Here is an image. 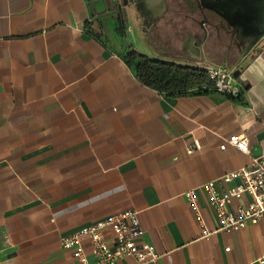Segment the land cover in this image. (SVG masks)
Returning <instances> with one entry per match:
<instances>
[{
  "label": "crops",
  "instance_id": "obj_1",
  "mask_svg": "<svg viewBox=\"0 0 264 264\" xmlns=\"http://www.w3.org/2000/svg\"><path fill=\"white\" fill-rule=\"evenodd\" d=\"M129 6L0 0V264H79L64 236L126 209L139 211L145 239L161 254L141 264H260L264 224L203 236L185 192H194L213 228L204 184L264 154V35L235 65L236 53L227 57L213 32L203 43L192 22L203 20L199 6L140 0L138 24ZM139 30L175 50L142 51ZM131 48L223 65L236 89L147 86L126 60ZM232 134H246L251 152L222 148ZM117 264L139 263L130 256Z\"/></svg>",
  "mask_w": 264,
  "mask_h": 264
},
{
  "label": "built area",
  "instance_id": "obj_2",
  "mask_svg": "<svg viewBox=\"0 0 264 264\" xmlns=\"http://www.w3.org/2000/svg\"><path fill=\"white\" fill-rule=\"evenodd\" d=\"M222 92H234L232 73L220 64L201 65ZM233 145L244 153L251 152L246 134H232L221 145ZM200 145L195 141L190 150ZM209 193L218 224L211 228L204 222L200 206L193 191L185 192L192 201V208L203 225V236L221 230H235L252 223L264 224V154L252 159L248 165L226 172L217 179L204 184ZM244 197L246 199H244ZM234 199L240 200L233 209ZM145 231L139 220V211L126 209L80 227L64 236L63 246L70 250L79 264H117L125 257H134L138 263H155L160 257L155 245L145 239ZM264 264V254L260 258Z\"/></svg>",
  "mask_w": 264,
  "mask_h": 264
},
{
  "label": "trees",
  "instance_id": "obj_3",
  "mask_svg": "<svg viewBox=\"0 0 264 264\" xmlns=\"http://www.w3.org/2000/svg\"><path fill=\"white\" fill-rule=\"evenodd\" d=\"M126 60L136 62L137 77L147 86L171 93L216 90L214 80L202 66L151 57L133 48L127 52Z\"/></svg>",
  "mask_w": 264,
  "mask_h": 264
},
{
  "label": "flooded vegetation",
  "instance_id": "obj_4",
  "mask_svg": "<svg viewBox=\"0 0 264 264\" xmlns=\"http://www.w3.org/2000/svg\"><path fill=\"white\" fill-rule=\"evenodd\" d=\"M207 1L209 0H184V2L187 4L197 7L199 6L203 17L207 16V21L203 24L204 26L199 22L201 19L192 18L193 24L197 25L202 31L201 38H204L203 43L209 44L208 41L211 32H213L217 39L216 42L219 47L225 48L230 52V54H232V52L236 53L234 59V61H236L240 55V51L250 45V43L254 40L256 32L261 31V29L251 28L248 26V24L243 23L242 29L240 31H235L234 24L237 19H235L234 14H236L237 12H231L227 9L226 4L223 3L219 5L218 3L216 4L215 10L211 11L209 14L208 12H206V9L203 8V3H206ZM128 3H133L138 7L140 4V0H128ZM246 9V7L243 9L242 15L248 18V12H245ZM159 20L160 18H155L153 20L150 19L149 21L152 22V25H150L147 30L152 31L153 28L157 26ZM260 24L262 27H264V18L260 21ZM169 25L172 24L169 23ZM254 46L252 48H254Z\"/></svg>",
  "mask_w": 264,
  "mask_h": 264
},
{
  "label": "water",
  "instance_id": "obj_5",
  "mask_svg": "<svg viewBox=\"0 0 264 264\" xmlns=\"http://www.w3.org/2000/svg\"><path fill=\"white\" fill-rule=\"evenodd\" d=\"M210 4L203 3V7L207 6L210 8L215 9L216 4H226L227 9L229 11L237 12L234 14L235 19L237 21L234 24L235 31H240L242 29L243 23L248 24L249 27L255 28V29H261V31L256 32L254 40L250 43V45L243 50L240 51V55L236 60L235 65H237L241 59L252 49V47L263 37L264 35V27L261 26L260 21L264 18V0H209ZM128 0H125V3H127ZM165 5V4H164ZM246 9V13L248 12V18L242 15V11L244 8ZM165 8V6H164ZM239 11V12H238ZM162 13L160 14V16ZM207 21V16L203 17V20L199 21L200 24H204ZM204 26V25H203ZM231 54L228 51L227 57H229ZM234 65V66H235ZM233 66V67H234Z\"/></svg>",
  "mask_w": 264,
  "mask_h": 264
},
{
  "label": "rangeland",
  "instance_id": "obj_6",
  "mask_svg": "<svg viewBox=\"0 0 264 264\" xmlns=\"http://www.w3.org/2000/svg\"><path fill=\"white\" fill-rule=\"evenodd\" d=\"M128 4L130 5L129 6L130 9H132L131 18H132V20H134V22L136 24H138L139 20H140L139 19L140 18V13H139L138 10H140V8L133 7L132 3H128ZM125 7H127V6L125 5ZM137 34H138L137 36H138L139 40H137L135 44L142 51H143V49H147L149 51H152V49H154V51L158 50L159 52H162V51H165V50L171 52V51L175 50L174 48H171V46L166 44L169 41L164 43V42L155 40L153 37H152L153 38L152 40L151 39L149 40L145 35L142 34V32L140 30L137 32ZM207 56L209 58H211L209 55H207ZM211 59L214 60V58H211ZM232 77L234 78V76H232Z\"/></svg>",
  "mask_w": 264,
  "mask_h": 264
}]
</instances>
